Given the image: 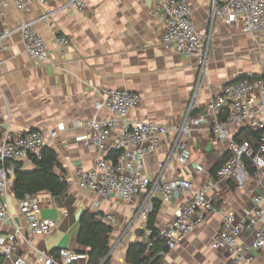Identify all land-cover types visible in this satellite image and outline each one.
Returning <instances> with one entry per match:
<instances>
[{
	"label": "crops",
	"instance_id": "crops-1",
	"mask_svg": "<svg viewBox=\"0 0 264 264\" xmlns=\"http://www.w3.org/2000/svg\"><path fill=\"white\" fill-rule=\"evenodd\" d=\"M82 13L63 11V0H48L44 8L30 5L25 13L10 5L5 11L4 26L11 36L0 46V122L15 134L40 131L46 135V147L56 154L55 174L68 185L65 198L39 194L41 217L57 222L49 235L33 238V245L42 252L51 253L68 249L86 251L77 244L78 221L86 212L98 213L97 221L110 215L113 228L110 235L109 264H125L126 249L136 239V232L145 230L146 222L136 216L141 196L130 202L112 199L104 201L94 193L81 190L76 184L75 171L82 167L91 170L97 154L75 141L82 131L66 128L57 139L50 140L49 132L58 124L66 127L69 121L88 120L94 114L99 91L125 90L140 96L139 106L130 118L159 125L178 124L190 104L198 78L195 59H185L162 48L163 25L154 15L159 0H85ZM192 6L195 26L208 31L209 0H187ZM50 13L47 24H35L49 50L57 52L55 38L69 40L63 58L58 54L50 63L36 64L26 54L21 37L14 32L22 22H32L42 13ZM264 75V32L244 34L240 21L230 24L215 23L209 49V60L196 93V102L203 112L211 97L234 80ZM101 118L110 116L100 112ZM211 119L201 122L189 139L187 163L176 172L174 161L165 173L166 181L183 178L202 185L209 175L213 157L225 152L209 134ZM116 133V132H115ZM113 134V137L116 134ZM171 147V137L148 155L142 173L154 177L158 166L165 161ZM209 157H212L211 159ZM28 166L23 171H31ZM14 179L12 181L13 185ZM12 190V186H11ZM218 196H212L215 212L188 235L174 251L164 256V264H231L230 255L212 251L210 243L220 231L223 216L229 211L241 218L244 209H251V195L264 194V170L248 180L242 191L232 183H221ZM184 195L172 203H162L155 223L157 230L169 225L179 206L190 200ZM157 200H160L157 197ZM10 212L17 227L23 228L24 219L18 211V202L10 193ZM98 203L97 208L92 205ZM106 224V223H105ZM12 227L0 223V233L12 232ZM251 234L243 241L249 242ZM139 241V240H138ZM28 263L33 255L23 247ZM81 262L80 264H85ZM0 264H8L0 257ZM254 264H264V249L254 254Z\"/></svg>",
	"mask_w": 264,
	"mask_h": 264
},
{
	"label": "built area",
	"instance_id": "built-area-1",
	"mask_svg": "<svg viewBox=\"0 0 264 264\" xmlns=\"http://www.w3.org/2000/svg\"><path fill=\"white\" fill-rule=\"evenodd\" d=\"M33 3L44 8L48 0H0V46L12 34L4 26L5 11L13 5L14 9L25 13ZM86 6L85 0H63L60 9L82 13ZM154 15L163 25L164 51L197 61L198 78L182 121L159 125L133 120L130 113L139 106L140 96L125 90L108 89L97 92L99 99L94 104L95 114L91 119L69 121L67 127L58 124L48 136L53 141L66 128L82 131L75 141L96 153L97 160L89 171L82 167L76 169L78 188L90 191L104 201L118 199L130 202L141 196L135 213L144 222L151 211L153 199L158 197L162 203H172L190 195V200L178 207L174 220L157 232V240L163 242L167 249L163 254L165 256L176 250L205 221L207 215L215 212L212 196H218L221 183H232L237 191L244 190L251 177L246 161L255 169L254 175L258 176L264 170V75L248 76L225 85L219 94L210 98L203 112L195 98L208 64L215 23L240 21L244 34L264 32V0H209L207 32L195 26L192 6L187 0H159ZM49 17L50 13L42 12L34 21L20 23L14 31L21 37L26 54L36 64L50 63L55 54L63 58L69 45L68 38L59 35L55 38L57 52L48 49L43 37L35 30V24H47ZM100 112H107L110 116L101 118ZM207 118L211 119L209 134L230 154V159L220 167L215 178L206 180L200 186L183 178L166 181L165 173L172 161L176 164V172L181 170L179 167L184 169L190 151V136ZM244 128L257 135L256 150L247 141L238 143L234 140ZM114 133L116 136L113 137ZM169 137L170 150L165 161L159 164L156 175H144L142 170L146 157ZM46 139L40 131L15 134L0 122V223L13 229L11 233H0V257L8 264H30L22 253L23 247L32 253V264H80L87 261L86 255L72 250L45 253L33 245V238L49 235L57 228L56 221L41 217L38 195H26L18 201V211L25 225L20 228L14 224L8 203L14 175L16 170H24L28 166L36 168L34 163L41 159ZM111 153L117 154L116 163L106 160ZM251 203L252 208L244 209L241 218L234 212L226 213L220 231L210 243L212 251L228 253L231 264H254V254L264 249V194L252 193ZM97 206L98 203L92 205L93 208ZM102 220L110 224L113 219L108 215ZM151 234L145 229L144 235L139 238L147 251L153 245L149 238ZM246 234H251L249 242L243 241Z\"/></svg>",
	"mask_w": 264,
	"mask_h": 264
},
{
	"label": "trees",
	"instance_id": "trees-1",
	"mask_svg": "<svg viewBox=\"0 0 264 264\" xmlns=\"http://www.w3.org/2000/svg\"><path fill=\"white\" fill-rule=\"evenodd\" d=\"M255 77V76H253ZM246 77H242L243 79ZM234 140L238 143L247 141L251 144L254 150L257 149V135L251 133L247 129H241ZM117 154L111 153L106 160L111 163L117 162ZM210 159L212 157H209ZM230 159L228 152H223L218 158L213 157V164L209 175L211 178L216 177L217 171ZM247 168L251 177L254 176L255 169L251 166L249 161H246ZM36 168L31 171L16 170L14 175V182L12 185L11 194L18 202L24 199L26 195H39L47 193L53 198L63 199L67 195L68 185L55 174L57 168L56 154L48 147H44L41 153V159L35 161ZM161 207V201L153 199L151 211L146 218V230L152 232L149 237L153 243L149 251L143 242L138 241L144 235L145 230L136 232V241L131 243L126 249L124 255L125 264H164V255L167 252L165 244L157 240L158 230L155 223L158 217V212ZM98 213L86 211L79 219V231L77 234V244L86 251L81 252L87 256L85 264H102L110 252V235L113 228L109 224L97 221ZM58 252V251H57ZM51 253H56L53 251ZM105 264H109L106 262Z\"/></svg>",
	"mask_w": 264,
	"mask_h": 264
},
{
	"label": "water",
	"instance_id": "water-1",
	"mask_svg": "<svg viewBox=\"0 0 264 264\" xmlns=\"http://www.w3.org/2000/svg\"><path fill=\"white\" fill-rule=\"evenodd\" d=\"M236 80H234V81H232L231 83H233V82H235ZM109 256H110V252H109V254H108V256H107V258L102 262V264H105L107 261H108V259H109Z\"/></svg>",
	"mask_w": 264,
	"mask_h": 264
},
{
	"label": "rangeland",
	"instance_id": "rangeland-1",
	"mask_svg": "<svg viewBox=\"0 0 264 264\" xmlns=\"http://www.w3.org/2000/svg\"><path fill=\"white\" fill-rule=\"evenodd\" d=\"M213 163H211L210 165L212 166Z\"/></svg>",
	"mask_w": 264,
	"mask_h": 264
}]
</instances>
